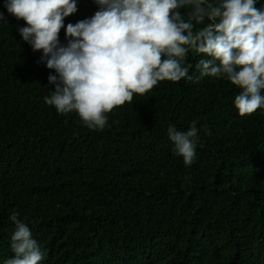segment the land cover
Returning a JSON list of instances; mask_svg holds the SVG:
<instances>
[{
    "label": "trees",
    "instance_id": "1",
    "mask_svg": "<svg viewBox=\"0 0 264 264\" xmlns=\"http://www.w3.org/2000/svg\"><path fill=\"white\" fill-rule=\"evenodd\" d=\"M0 12V264L18 214L46 250L43 264H264V110L240 116V89L189 75L164 81L108 114L104 130L62 115L26 26ZM264 6L260 0L257 7ZM99 7L78 0L68 23ZM183 13L184 10L181 9ZM60 39L66 43L64 29ZM199 129L191 166L173 152L169 126Z\"/></svg>",
    "mask_w": 264,
    "mask_h": 264
},
{
    "label": "clouds",
    "instance_id": "2",
    "mask_svg": "<svg viewBox=\"0 0 264 264\" xmlns=\"http://www.w3.org/2000/svg\"><path fill=\"white\" fill-rule=\"evenodd\" d=\"M95 14L75 24L65 19L78 0H6L4 7L26 26L22 39L55 74L54 91L44 98L59 114H78L89 129L110 126L108 114L164 81L193 80L189 53L203 54L194 80H227L238 87L239 115L264 110V6L260 0H93ZM181 9L184 12H181ZM0 23L7 24L0 12ZM64 29L66 43L60 39ZM193 121L187 131L169 126L173 152L191 166L200 145ZM15 224L5 264H43L47 252L30 227Z\"/></svg>",
    "mask_w": 264,
    "mask_h": 264
}]
</instances>
